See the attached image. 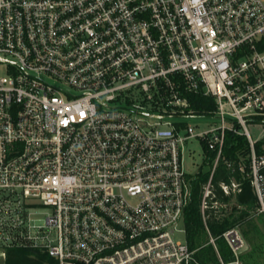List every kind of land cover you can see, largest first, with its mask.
I'll use <instances>...</instances> for the list:
<instances>
[{
	"label": "built area",
	"instance_id": "obj_1",
	"mask_svg": "<svg viewBox=\"0 0 264 264\" xmlns=\"http://www.w3.org/2000/svg\"><path fill=\"white\" fill-rule=\"evenodd\" d=\"M198 94L215 107L195 108ZM248 121L264 123V0H0V261L23 247L58 264H193L175 235L207 173L204 245L241 264V227L209 221L244 208L246 179L264 214ZM228 133L247 137V160L226 157ZM195 137L204 165L190 175Z\"/></svg>",
	"mask_w": 264,
	"mask_h": 264
},
{
	"label": "trees",
	"instance_id": "obj_2",
	"mask_svg": "<svg viewBox=\"0 0 264 264\" xmlns=\"http://www.w3.org/2000/svg\"><path fill=\"white\" fill-rule=\"evenodd\" d=\"M193 102L198 110L215 107L213 100L203 94H198ZM259 143L257 142L258 145ZM249 152L250 144L246 136L227 134L226 157L237 161L241 157H246L247 160ZM221 170L223 174H226L224 167H221ZM207 175V173L201 174L196 178L192 176V198L184 214L186 240L192 249H197L195 252L197 262L193 264L219 263V257L212 245H204L206 232L200 211V186ZM236 201L244 206L240 212L233 209L230 218H226L222 224L211 220L209 225L215 233L231 225H239L249 245L248 249L240 255L241 264H264V214L258 215L253 212L256 208V198L248 179L244 183L243 191L237 195ZM218 245L223 260L230 261L233 257L227 243L219 239ZM0 264H58V261L46 251L17 247L8 249L5 259L0 261Z\"/></svg>",
	"mask_w": 264,
	"mask_h": 264
},
{
	"label": "rangeland",
	"instance_id": "obj_3",
	"mask_svg": "<svg viewBox=\"0 0 264 264\" xmlns=\"http://www.w3.org/2000/svg\"><path fill=\"white\" fill-rule=\"evenodd\" d=\"M199 119H190L189 122L192 124H196ZM204 127V126H203ZM248 129L254 140L259 141V145L257 147L259 150H264V123L248 121ZM199 130V129H197ZM201 138L195 137L191 138L186 142L185 145V169L190 175H194L199 169L201 165H204V146ZM203 169H208V166H204ZM51 212V208L38 205L33 210V217L35 219L36 224H44L45 218ZM180 229H184V224L181 222L179 224ZM178 240H186L185 231H178L175 235ZM208 241V237H205V243ZM247 242V241H246ZM249 245L247 242L246 249H248ZM245 249V250H246ZM244 250V251H245Z\"/></svg>",
	"mask_w": 264,
	"mask_h": 264
}]
</instances>
